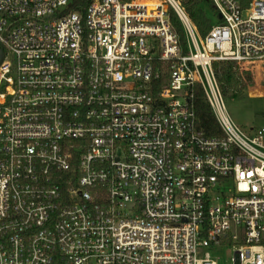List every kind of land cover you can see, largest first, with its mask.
Segmentation results:
<instances>
[{"label":"built area","instance_id":"1","mask_svg":"<svg viewBox=\"0 0 264 264\" xmlns=\"http://www.w3.org/2000/svg\"><path fill=\"white\" fill-rule=\"evenodd\" d=\"M212 1L202 38L180 0H0V264H264V129L213 69H264V0Z\"/></svg>","mask_w":264,"mask_h":264},{"label":"trees","instance_id":"2","mask_svg":"<svg viewBox=\"0 0 264 264\" xmlns=\"http://www.w3.org/2000/svg\"><path fill=\"white\" fill-rule=\"evenodd\" d=\"M95 0H72L70 7L66 13H79L81 16H85L90 4ZM183 8L185 9L189 19L198 30L200 36L205 38L211 31L213 24L211 19L206 14L205 9H209L215 16L218 17V13L214 8L212 0H180ZM171 21L176 28L178 34L181 37L185 53L186 39L183 32L182 24L180 23L174 12L171 13ZM215 75L219 81L221 91L224 98H237L241 92L246 90L247 84L252 85L253 80L249 72H245L243 76L240 74L237 66L234 63L223 62L215 63L213 65ZM195 99L194 107L196 114L200 120L199 127L209 137L222 136L221 128L218 121L207 103L204 91L201 86L194 88Z\"/></svg>","mask_w":264,"mask_h":264},{"label":"rangeland","instance_id":"3","mask_svg":"<svg viewBox=\"0 0 264 264\" xmlns=\"http://www.w3.org/2000/svg\"><path fill=\"white\" fill-rule=\"evenodd\" d=\"M205 10L212 24L217 25L219 17L209 9ZM243 68L253 70V84L248 85L237 98H224V106L233 123L244 132L251 134L264 129V69H257L252 64ZM212 253L218 264H232L234 254L231 246L217 249Z\"/></svg>","mask_w":264,"mask_h":264},{"label":"water","instance_id":"4","mask_svg":"<svg viewBox=\"0 0 264 264\" xmlns=\"http://www.w3.org/2000/svg\"><path fill=\"white\" fill-rule=\"evenodd\" d=\"M220 18H221V16H219V19H220ZM4 58H5L4 51H3L2 48H0V66H1V64L3 63Z\"/></svg>","mask_w":264,"mask_h":264},{"label":"bare ground","instance_id":"5","mask_svg":"<svg viewBox=\"0 0 264 264\" xmlns=\"http://www.w3.org/2000/svg\"><path fill=\"white\" fill-rule=\"evenodd\" d=\"M246 65H249V64H246ZM245 66V65H244Z\"/></svg>","mask_w":264,"mask_h":264}]
</instances>
